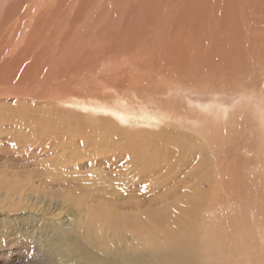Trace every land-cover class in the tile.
Here are the masks:
<instances>
[{"label":"rangeland","instance_id":"1","mask_svg":"<svg viewBox=\"0 0 264 264\" xmlns=\"http://www.w3.org/2000/svg\"><path fill=\"white\" fill-rule=\"evenodd\" d=\"M133 71H192L193 75L196 71L197 76L171 85L164 81L168 73L155 75L150 81L149 75L145 80ZM0 79V127L13 124L20 129L31 122L33 131L47 118L64 132V123L73 120V127L65 133L79 141L75 149L82 153L96 150L95 146L85 148L83 134L87 138L93 133L102 135L112 115L63 108L57 99L71 92L113 95L123 82L121 89L133 98L134 89L143 91L140 84L134 83L138 79L148 81L152 89L163 84L160 91L177 97L185 107L226 110V120L220 122L225 140L214 147L215 151L196 134L185 131L196 136L198 148H206L203 159L209 163L202 166L215 175L212 185L204 176L192 180L194 184L203 183L198 186L205 190L201 200L190 201L184 186L178 191L187 201L181 202L179 195L167 196L169 185L160 189L157 185L170 174L159 171L157 177L161 180L154 181L151 193L156 199L149 207L154 238L150 243L158 251L161 245L167 247L168 240H183L208 264H264V0H0ZM15 89L23 90L25 95L9 94ZM36 93L39 98L34 99L30 94ZM160 94L156 95L163 97ZM13 111L15 120L7 121L6 113ZM209 117L215 122L214 113ZM40 132H46V128ZM113 133L121 135V131ZM7 141L0 140V147ZM190 142H185V151L197 148ZM3 152L4 148L0 149V166L8 161ZM84 158L78 172L83 181L78 185L89 192L87 195L109 187L112 182L106 178L110 173L114 176L123 171L119 166L117 171L109 172L108 165L99 167L92 157ZM36 162L29 169L47 168L45 163ZM119 176V183L124 185L127 174ZM31 195L33 202L47 203L58 217L72 213L61 210L56 200L62 201V197L50 204ZM127 203H123L124 211ZM23 215L24 211L0 209V264H37L39 260L38 264H56L50 255L39 258L50 246L43 244L46 234L20 230ZM5 223L10 225L9 230ZM69 255L67 260L72 262L73 256Z\"/></svg>","mask_w":264,"mask_h":264},{"label":"bare ground","instance_id":"2","mask_svg":"<svg viewBox=\"0 0 264 264\" xmlns=\"http://www.w3.org/2000/svg\"><path fill=\"white\" fill-rule=\"evenodd\" d=\"M164 49L165 46L162 50ZM147 72L149 71H133L145 80V76L149 75L150 78L147 80L150 81L155 75L163 76L162 73H168L166 76L164 75V81L171 85H179L178 83L189 81L197 76L196 71H194V75L192 71H150L151 75ZM143 81L137 79L134 82L135 85H141V90L143 88L141 92L136 91L130 85L135 91L132 94L133 98L130 97V93L124 91V88L121 89L124 83L117 81L120 86L115 88L113 95L100 96L97 93L92 95L91 93L71 92L67 96L65 95L66 98L63 96L57 99L61 105H64L63 108L67 107L73 112L77 111L76 113L84 110L90 114L94 112L92 110H95L96 113L103 111L112 115L108 118L110 121L106 126H103L104 133L102 135L93 133L88 138L85 134L82 136L81 142L85 148L95 146V152L82 153L75 149L79 145V141L75 137L71 139V136L66 134L69 133L66 132V129L73 127L71 125L73 120L67 119V123H64L62 128L64 132H59L53 125L54 120L48 121L47 118L43 122L38 120L42 122L39 127L36 125L38 129L40 128L39 130L33 128L32 131L29 126L34 123L31 122H27L26 128H23L25 125L23 127L19 125L20 129L13 124H9L11 125L9 128L0 127V133H2L0 140L6 138L9 141L6 143L7 148L4 144L3 147H0V149L4 148L3 154H7L3 158H7L8 161H12L10 164L15 165L10 168L9 166L13 165L6 161V164L0 166V191L2 192L0 209H7L10 212L24 211V225L20 227V230L35 231L48 236L43 244L50 243V246H47L48 249L42 250V254L39 256L42 260L50 255L56 264H208V260L200 257L197 249L187 246L183 240L180 242L168 240L167 247L161 245L158 251H154L150 243L154 238L151 239L150 227L153 223L150 220L151 208L149 209V207L151 202L156 199L152 197L151 193L153 185L156 183L154 181L158 182L160 179L157 175L161 170L170 176L167 175L169 178L163 179L156 185L159 189L163 186L167 188L169 185L166 191L170 190L168 191L170 193L167 196L170 194L171 196L179 195L181 202L187 201L178 191L180 186H184L190 201L203 198L205 190L198 189V186H202L203 183L194 184L192 180H200L204 176L207 178V184L211 183L212 185L215 175H213L214 173L211 175L208 169H205L209 163L203 159V151L206 148L197 147L196 136L204 140L210 150L215 151L214 147L217 148L216 146L221 145L225 140L222 134V129L225 130V128H221L220 125L223 124L220 122L226 120L227 111H222L219 107L214 108L216 110L213 111L211 108L195 107L192 104L190 107H185L178 102L177 97H170L167 91H160L163 84L160 87L154 86L155 89H152L151 86H148L150 84L148 81ZM147 82L149 84H146ZM157 93L158 95L161 93L160 95L163 97L159 98ZM9 94L18 97L25 95L21 89L12 90ZM30 95L34 99L39 98L37 93ZM212 113L215 114V122L209 119V115L211 116ZM6 114L9 117H5L7 121L16 118L14 111ZM17 115H22L19 109ZM30 120L32 121V119ZM43 128H46V132H40ZM123 130H139L140 132L131 134ZM186 130L193 132L196 136L188 135ZM114 131H121L122 136L120 134L115 136ZM32 132L36 134H32ZM190 141L197 148L187 150L190 151L188 153L183 148H185V142L189 143ZM200 141L198 142L200 143ZM84 157H92L99 167L108 165L111 169L109 172L117 171L119 166H123V171H120L118 175L114 174V176H111L110 173V177L106 178L112 182L109 187L99 190L101 192H97L98 194L87 195L86 193L89 192L78 185V182L83 181L78 172L84 164L81 163ZM36 160L39 163H45L47 168L43 170L29 169L33 167L32 165L37 164ZM204 163L205 167L202 166ZM87 166L89 165L87 164ZM152 167H155L153 172ZM221 167L219 166V168ZM120 174H127L123 181L124 185L119 183L121 181ZM192 184L194 186L189 187ZM49 185L66 190L53 191L49 189ZM31 194L37 196L38 199L42 198L45 202L49 200L50 204L56 197H62V201L59 198L55 199L56 202L62 206L61 210L67 209L72 213L65 218L58 217L56 211H51L53 208L50 210L47 207V203L33 202ZM123 200L128 202L125 206L126 211L123 210ZM40 203H44V206H40ZM40 216H44L46 219L41 220ZM5 226H8L7 230L10 229L8 223H5ZM50 232H52L51 235ZM138 252H142V254ZM69 253L73 256L72 262L67 260L70 258ZM134 259L136 261H133ZM39 262L40 260L37 264Z\"/></svg>","mask_w":264,"mask_h":264}]
</instances>
